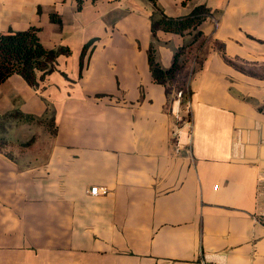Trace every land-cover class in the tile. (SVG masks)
Returning a JSON list of instances; mask_svg holds the SVG:
<instances>
[{
	"label": "crops",
	"instance_id": "crops-1",
	"mask_svg": "<svg viewBox=\"0 0 264 264\" xmlns=\"http://www.w3.org/2000/svg\"><path fill=\"white\" fill-rule=\"evenodd\" d=\"M198 4L202 37L155 81L150 44L166 68L190 34L150 17ZM30 25L67 51L35 86L0 83L1 137L31 125L14 108L54 130L38 159L0 150V264H264V0H0V32Z\"/></svg>",
	"mask_w": 264,
	"mask_h": 264
},
{
	"label": "trees",
	"instance_id": "trees-1",
	"mask_svg": "<svg viewBox=\"0 0 264 264\" xmlns=\"http://www.w3.org/2000/svg\"><path fill=\"white\" fill-rule=\"evenodd\" d=\"M79 8L83 0H75ZM96 1V0H92ZM211 14L210 9L205 4L194 6L191 11L182 16H168L159 10L156 15H152L150 29L152 34L157 30H164L178 34H190L189 41L182 44L174 53L172 63L169 67H162L156 60L153 43L148 49L149 68L152 77L159 83L171 82L182 64L180 55L194 41L202 37V32L198 25ZM52 19L55 17L52 16ZM38 28L30 25L21 30H7L0 32V83L11 74L20 75L30 86L38 84L45 74L53 68V63L60 53H65L66 48L58 46L53 49L45 48L37 35ZM186 97V94H184ZM6 117L16 121L32 123L35 121H45L48 118L47 109L41 116L31 113H24L17 108L9 110ZM52 123V117L48 118ZM53 132L54 130H50ZM7 140L0 137V150H4ZM6 154H9L5 151Z\"/></svg>",
	"mask_w": 264,
	"mask_h": 264
},
{
	"label": "rangeland",
	"instance_id": "rangeland-1",
	"mask_svg": "<svg viewBox=\"0 0 264 264\" xmlns=\"http://www.w3.org/2000/svg\"><path fill=\"white\" fill-rule=\"evenodd\" d=\"M7 124L0 122V131L5 130ZM52 125L50 121H35L30 126L16 125L9 132V139L4 149H8L12 156L23 158H40L44 156L49 147L50 133ZM1 137V136H0ZM14 144V145H13ZM13 145V146H12Z\"/></svg>",
	"mask_w": 264,
	"mask_h": 264
},
{
	"label": "built area",
	"instance_id": "built-area-1",
	"mask_svg": "<svg viewBox=\"0 0 264 264\" xmlns=\"http://www.w3.org/2000/svg\"><path fill=\"white\" fill-rule=\"evenodd\" d=\"M176 103L178 107L173 110L172 112V120H173V128H172V136L174 137L175 144H174V151L179 152L181 149V144L179 142V136L183 129H186L187 134H190V128H191V122L189 117V110H188V104L182 102V91L178 90L176 93ZM182 111H186L187 116H183ZM107 190L105 187H99L97 185H92L88 189V192L92 195L97 194H103ZM256 221L264 223V214H262V217L255 218Z\"/></svg>",
	"mask_w": 264,
	"mask_h": 264
}]
</instances>
